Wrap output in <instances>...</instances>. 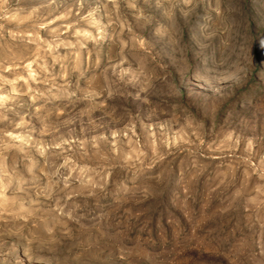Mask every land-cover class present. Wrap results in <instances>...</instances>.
Returning <instances> with one entry per match:
<instances>
[{
    "label": "rangeland",
    "instance_id": "374dc122",
    "mask_svg": "<svg viewBox=\"0 0 264 264\" xmlns=\"http://www.w3.org/2000/svg\"><path fill=\"white\" fill-rule=\"evenodd\" d=\"M0 264H264V0H0Z\"/></svg>",
    "mask_w": 264,
    "mask_h": 264
}]
</instances>
